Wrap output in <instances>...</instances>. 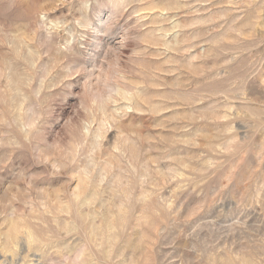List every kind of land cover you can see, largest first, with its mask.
<instances>
[{
    "label": "rangeland",
    "instance_id": "374dc122",
    "mask_svg": "<svg viewBox=\"0 0 264 264\" xmlns=\"http://www.w3.org/2000/svg\"><path fill=\"white\" fill-rule=\"evenodd\" d=\"M0 264H264V0H0Z\"/></svg>",
    "mask_w": 264,
    "mask_h": 264
}]
</instances>
